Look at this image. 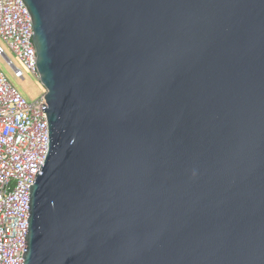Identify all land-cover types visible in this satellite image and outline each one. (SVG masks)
<instances>
[{
  "label": "water",
  "instance_id": "1",
  "mask_svg": "<svg viewBox=\"0 0 264 264\" xmlns=\"http://www.w3.org/2000/svg\"><path fill=\"white\" fill-rule=\"evenodd\" d=\"M24 2L49 123L24 264H264V0Z\"/></svg>",
  "mask_w": 264,
  "mask_h": 264
},
{
  "label": "built area",
  "instance_id": "2",
  "mask_svg": "<svg viewBox=\"0 0 264 264\" xmlns=\"http://www.w3.org/2000/svg\"><path fill=\"white\" fill-rule=\"evenodd\" d=\"M32 15L24 0H0V38L39 78ZM0 54L8 57L0 43ZM18 77L24 72L11 59ZM44 96L27 100L0 69V264H24L30 185L49 151Z\"/></svg>",
  "mask_w": 264,
  "mask_h": 264
},
{
  "label": "rangeland",
  "instance_id": "3",
  "mask_svg": "<svg viewBox=\"0 0 264 264\" xmlns=\"http://www.w3.org/2000/svg\"><path fill=\"white\" fill-rule=\"evenodd\" d=\"M0 43L5 47L6 54L9 59L24 72V77H18L15 74L14 67L9 63L4 55L0 54V69L6 75L11 84L29 101H36L44 95L46 89L42 85L40 79L36 77L31 71L23 64L19 57L11 51L8 46L1 40Z\"/></svg>",
  "mask_w": 264,
  "mask_h": 264
}]
</instances>
